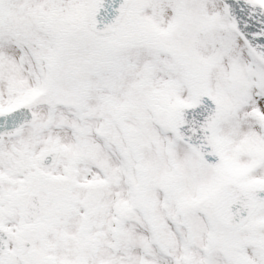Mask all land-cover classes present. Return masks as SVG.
<instances>
[{
  "label": "rangeland",
  "instance_id": "374dc122",
  "mask_svg": "<svg viewBox=\"0 0 264 264\" xmlns=\"http://www.w3.org/2000/svg\"><path fill=\"white\" fill-rule=\"evenodd\" d=\"M215 1L129 0L117 27L99 36L89 29L90 0H0V109L25 105L34 114L31 124L0 141V173L7 175L0 193V223L22 224V209L11 201L14 191H26L29 186L39 188L44 210L9 237L10 252L0 264H58L62 247L57 245L56 228L74 207L83 217L72 227L76 231L72 237H77L75 255L69 254L67 260L73 264H110L105 260L109 254L115 264H124L131 251L148 256L139 248V233L155 236L157 241L149 245L156 254L155 263L160 252L179 256L180 234L188 243L189 256L177 258V264H264L263 202L238 229L221 226L213 214V196L221 180L234 178L244 185L264 186V137L257 139L264 136V65L231 29L223 7L218 11ZM170 3L174 12L167 18L161 13L163 5ZM239 40L244 53L231 54V44L238 50ZM115 54L133 63L123 74L128 78H123L122 87L135 88V100L144 98L142 87L158 88L147 94L151 108L139 112L143 117L134 131L119 135L118 141L111 131L106 135L114 155L119 148L134 150L126 160L121 157V173L109 166L102 145L94 144L106 138L84 130L87 120L83 111H76L92 76ZM217 63L230 68L232 88L220 87L225 81L216 79ZM130 71L133 75L139 71L145 78L130 76ZM201 92L212 96L219 110L220 162L214 166L203 164L190 148L183 154L180 144H185L169 128L171 106L187 103ZM258 105H263V114L254 113L252 129L246 132L239 124L245 112L240 113ZM41 107L43 121L36 116ZM65 118L73 123L61 124ZM76 121L79 128L74 126ZM245 140L249 145L243 144ZM51 148L58 149L57 160L41 169L37 155ZM80 160L90 167L75 177L71 170ZM92 165L97 167L95 178ZM125 171L132 176L130 181L124 178ZM85 181L90 183L82 185ZM168 187L173 193L183 190L180 198L187 201L171 198L165 202L169 207L164 206ZM115 194L127 202L109 213L107 204ZM54 204L62 213L46 216ZM113 217L118 222H110ZM141 218L144 225L139 224ZM105 220V230L102 224H93ZM26 234L33 237L31 247L19 254L17 242Z\"/></svg>",
  "mask_w": 264,
  "mask_h": 264
},
{
  "label": "bare ground",
  "instance_id": "6f19581e",
  "mask_svg": "<svg viewBox=\"0 0 264 264\" xmlns=\"http://www.w3.org/2000/svg\"><path fill=\"white\" fill-rule=\"evenodd\" d=\"M214 6L216 7V9L218 11L221 10L222 4L220 1L216 0L214 3ZM164 10L162 11L161 14H164L167 18L168 16H172L173 12H174V7L172 5V3L170 4H164L163 5ZM13 14V11H11ZM166 20V19H165ZM164 20V21H165ZM226 36H228L226 34ZM240 46L237 49H234V46L231 44L229 52L231 54H243L244 51L241 49L243 48L242 43L240 42ZM108 65V66H104V65ZM103 64L102 66H100V68H98V70L95 72V74L92 76V80L91 83L89 84L88 90L87 92L84 94V96L82 97V102L81 105L79 107H76V111H83L85 113L82 112V116L85 120H87L83 126L84 130H94V134L96 136H102L104 138H106L107 133H109L111 131V137L115 138L117 141L118 139H120L119 135L122 136H126L128 132H132L134 131L138 124L139 121L141 120V116L138 115L139 112H148L149 109L151 108L148 106V98H146L147 94L150 91L153 92H158V88L154 87V85L150 86H146V87H142L144 89V98L142 96H138L137 100H135V97H132V95L135 93L136 89L130 86H126L124 84V87H122L123 84V78L124 80L128 78V76L124 77V73L129 69L130 65H132V62L126 61L125 58H121V56L119 54H115L114 57H110L108 58V60L106 61V63ZM217 65H219V67L217 68V72L219 71V76L216 78H220L222 77V80H224V84H220L221 88H227V87H231L234 85V80L231 78V71L230 68L227 67L225 65V63L223 64H219L217 63ZM243 73V72H242ZM130 76H136V77H140L142 79L145 78L144 74H139V71L137 72V75H133L132 71L129 72ZM216 82H218L216 80ZM134 84V83H132ZM140 84H143L140 83ZM259 85V83L257 82V84L254 86V88L256 89L257 86ZM156 94V93H155ZM258 95V93H255ZM250 104L253 105V102H250ZM19 106V105H18ZM86 106V107H85ZM262 106L263 105H258V107H254L251 110H246V111H241L240 115L243 114V112H245L241 118V120L239 121L241 128L244 129L246 132L250 131L252 129V124L250 123L253 118H254V113H256L257 115H262L263 110H262ZM16 107V106H15ZM12 107V108H15ZM131 112L132 117L131 119L127 118L128 113ZM239 115V116H240ZM252 115V116H250ZM38 120H45V109L44 108H39L37 114H36ZM109 116L111 117L109 119ZM250 116V117H249ZM248 117V118H246ZM262 117V116H260ZM147 118V116H146ZM82 119V117H81ZM93 119H96L97 121H94ZM264 119V117H263ZM135 121V122H134ZM70 123H73L70 121V119L65 118L64 121L61 122V124H65V126H68ZM253 123V122H252ZM141 124V122H140ZM58 126V125H56ZM75 128H79V126H81V124H78V121H76V123H74ZM73 127V126H72ZM118 127V128H117ZM240 131L239 129H236L234 131V135L237 136L238 133ZM264 136H259L257 137V139H263ZM118 138V139H117ZM98 141V140H97ZM109 141L107 138L104 141H99L94 143L95 146H98V144L102 145L103 147V155L107 156L109 160V166L112 167L113 169H116V171L119 170L122 171V166H121V157L124 158L125 160L128 158V152L130 151H134L130 146H128V148H126V150H122V149H118L117 153L115 152V155L113 154V151L111 150L112 148H110L108 146V142ZM244 145H249L248 142L245 140L243 141ZM180 147L182 148L181 152L184 154L183 151L187 150L189 151V147L190 146H186V145H182L180 144ZM189 149V150H188ZM190 152V151H189ZM81 155L85 156L87 155L86 153H82ZM111 157H113L112 159L116 160V164L112 163L111 161ZM119 157V158H118ZM130 163V162H128ZM112 164H114L112 166ZM127 164V163H126ZM94 166V165H92ZM90 167L86 164H84L82 162V160H80V164L79 166H77L74 170H71V174L73 176H80L82 173H84L87 168ZM96 166H94L92 169L94 171H92L91 173V177H96L97 174H95V170H96ZM121 173V172H120ZM119 173V175H120ZM124 174V178L128 179L129 181L132 179V176H130V174L128 173V171L123 172ZM51 176V175H50ZM90 183V181H85V183H81L82 185H88ZM125 184V182H124ZM121 188V185L119 187V189ZM127 189V187L124 185L123 190ZM169 194V195H168ZM165 195H167L168 197H164ZM185 193L183 190H179L176 193H173V190L170 189V187H168V191H166V193H164V198H162V203L164 206H167V203H165L166 201H172V199H176L178 201H187V199L185 198H180L182 196H184ZM83 199V198H82ZM113 199L112 202H108L107 204V209L108 212H113L114 209H120L123 208L125 202L127 201H123L122 197L118 194H115V198H111V200ZM106 203V202H105ZM177 208H180L179 204L176 205ZM163 208V206H162ZM62 213V212H61ZM59 212V215L61 214ZM106 213V211L104 212ZM159 213L156 212L155 216L158 215ZM117 215V214H116ZM140 215L142 216V213H140ZM82 215H79L77 209L74 207L72 210H70V213L67 214V216L62 217L57 225L56 228V233H57V245H59L60 247H62L63 249L66 246L65 249L67 250H63L62 248H60L59 250V255H58V264H73L71 261L72 260H67L69 257V254H71V256L75 255V251L73 244L77 241V237L73 238L72 235L74 234L76 236V231L74 230L73 225H75L80 219H82ZM117 217V216H115ZM111 218L110 222L112 221H117V218ZM249 218V217H248ZM247 218V219H248ZM108 219V217H106V220ZM105 221H99L98 223L94 222V226H99L102 224V229L105 230L106 224L107 222ZM120 220V219H119ZM121 221V220H120ZM139 224L144 225V219L141 218L139 219ZM246 222V221H245ZM244 222V223H245ZM88 223V222H87ZM148 223V222H146ZM243 223V224H244ZM177 225H175L176 228ZM226 228H230L227 226H224ZM232 228V227H231ZM237 229V227H236ZM103 230V232H104ZM139 248L144 251L145 253L148 254V256H146L143 253H139V252H129V254L127 255L128 259H130L127 262H124V264H171L170 260L167 259H162L161 261L156 262V254L154 255V253L152 252V250L150 249L149 245L151 242H156L157 240H155V236L153 235L152 239L151 237H149L148 235H144V233H139ZM88 235V234H87ZM114 235V234H113ZM89 236V235H88ZM89 239V238H87ZM86 240V239H85ZM128 241H134L133 239H126ZM86 242V241H85ZM88 243V242H87ZM87 243H83L84 245H87ZM156 244V243H155ZM158 245V244H157ZM178 249H179V256H177V258H182L183 260L185 258H187L189 256V252H187V246L188 243H186L183 239V237H181V235L179 234L178 237ZM91 247V246H89ZM120 248H124L123 246H120ZM70 251V253H69ZM196 253V252H194ZM193 253V254H194ZM191 254V255H193ZM95 258H97V256H95ZM176 257L172 258L173 263L177 264L178 260ZM105 260L110 263V264H115L112 258V255H106ZM90 261H93V259H90ZM120 261V259H119ZM135 261V262H134ZM138 262V263H136ZM121 264V261H120Z\"/></svg>",
  "mask_w": 264,
  "mask_h": 264
},
{
  "label": "water",
  "instance_id": "95a60500",
  "mask_svg": "<svg viewBox=\"0 0 264 264\" xmlns=\"http://www.w3.org/2000/svg\"><path fill=\"white\" fill-rule=\"evenodd\" d=\"M232 20L233 29L264 63V8L247 0H221ZM127 0H92L89 25L97 34H106L119 22ZM32 113L26 107L0 111V138L15 135L20 128L32 121ZM218 119L217 106L206 95H197L187 104H177L170 114L172 132L186 142L202 161L216 164L219 161L214 132ZM57 151L50 149L38 156L40 166L52 165ZM264 201V187H244L234 179H226L218 186L213 202V211L218 222L227 227H240L254 211L256 201ZM39 214V203L35 191L29 194L26 204L27 221ZM27 244L20 246V251ZM7 253L6 234L0 226V256Z\"/></svg>",
  "mask_w": 264,
  "mask_h": 264
}]
</instances>
